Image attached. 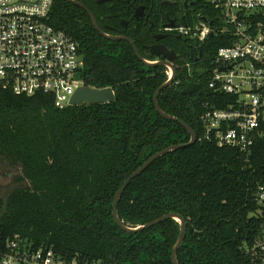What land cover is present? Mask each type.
I'll return each instance as SVG.
<instances>
[{"label":"trees","instance_id":"16d2710c","mask_svg":"<svg viewBox=\"0 0 264 264\" xmlns=\"http://www.w3.org/2000/svg\"><path fill=\"white\" fill-rule=\"evenodd\" d=\"M78 1L94 12L105 32L127 35L145 58H157L145 45L161 25L152 29L150 21L133 18V4L151 7L153 0ZM201 18L223 26L221 12L209 0H198L179 24L194 25ZM122 19L134 21L130 29ZM51 23L77 40L83 82L112 87L116 100L58 106L49 94L18 95L0 88V177L8 178L0 182V247L19 236L69 259L174 264L179 221L169 218L130 233L113 216L114 197L132 172L163 148L190 140L181 123L155 107L154 95L168 79L167 67L148 66L129 41L102 36L88 11L68 0H54ZM166 43L178 54L177 75L161 91L160 106L188 122L200 137L203 104L213 96L207 88L212 61L231 36L197 41L173 33ZM196 44V55L203 53L197 63ZM191 82L196 90L183 93ZM220 97L224 103L218 106L230 99ZM263 183L264 136L245 154L198 138L159 157L133 179L120 199L119 214L135 227L180 213L187 221L178 249L180 264H255L251 248L261 226L256 193Z\"/></svg>","mask_w":264,"mask_h":264},{"label":"built area","instance_id":"2783aa9c","mask_svg":"<svg viewBox=\"0 0 264 264\" xmlns=\"http://www.w3.org/2000/svg\"><path fill=\"white\" fill-rule=\"evenodd\" d=\"M54 0H0V88L18 95L45 93L58 106L71 105L81 85L84 59L77 40L51 23ZM221 12L223 26L201 18L169 31L197 41L219 34L231 36L212 61L200 116V141L249 153L264 136V0H209ZM168 78L172 70L168 67ZM221 95L229 96L224 103ZM260 231L251 248L255 264H264V183L259 185ZM0 264H104L100 260L66 258L52 248L36 247L17 236L0 247Z\"/></svg>","mask_w":264,"mask_h":264},{"label":"water","instance_id":"95a60500","mask_svg":"<svg viewBox=\"0 0 264 264\" xmlns=\"http://www.w3.org/2000/svg\"><path fill=\"white\" fill-rule=\"evenodd\" d=\"M80 7L85 8L88 13L90 14L93 24L95 26V28L99 31V33L104 36L107 39L110 40H125V41H129L132 45L133 48L135 50L136 55L148 66L154 67V66H158V65H163V66H168L171 68L172 70V75L171 77H169L167 79V81H165L162 85L159 86V88L156 90L155 95H154V102H155V107L156 110L165 118L173 120V121H177L179 123H181L190 133V140L186 143H180V144H174V145H170L168 147L163 148L162 150L156 152L155 154H153L151 157H149L142 166H140L138 169H136L134 172H132L122 183V185L120 186V188L118 189L115 197H114V201H113V216L114 219L116 221V223L118 224V226L120 228H122L123 230L130 232V233H134V232H139L141 230L147 229L151 226H154L156 224H159L169 218H174L177 221L180 222L181 224V231H180V235L178 237L177 242L175 243L174 247H173V251H172V259L174 264H180L179 260H178V249L180 248V246L183 244L186 235H187V221L186 219L177 212H169L166 213L152 221H149L143 225H139V226H129L127 225L124 220L121 218L120 214H119V202L120 199L124 193V191L126 190V188L128 187V185L131 183V181L133 179H135L136 177L140 176L141 174H143V172L155 161L157 160L159 157L171 152V151H175L178 150L180 148L183 147H187L190 146L192 144H194L197 141V132L195 131V129L185 120L173 116L169 113H167L166 111H164L159 103V95L161 93V91L166 88L169 87L170 85H172L176 79V75H177V67L174 63V61L176 60L177 57V53L172 50L169 49L167 46H165L164 44L162 45H153V46H147L148 50H150V52L156 56H162L163 59L161 60H149L147 58H145L141 51L139 50L138 46L135 43V40L127 35H114V34H110L107 33L103 30V28L101 27L97 17L95 16L94 12L89 9L84 3H82L81 1L78 0H68ZM105 1H109V0H98L99 3H103ZM138 17V15H137ZM169 27H173L175 26V21L172 20L168 23ZM197 88V84L195 82H191L184 90L183 93L185 94H189L192 93L196 90ZM116 100V94H115V90L112 87H103V88H98V87H92L89 85H81L76 92L74 93V95L71 98V105H82V104H88V105H93V104H102V103H109V102H114Z\"/></svg>","mask_w":264,"mask_h":264},{"label":"flooded vegetation","instance_id":"af4514ba","mask_svg":"<svg viewBox=\"0 0 264 264\" xmlns=\"http://www.w3.org/2000/svg\"><path fill=\"white\" fill-rule=\"evenodd\" d=\"M111 1L115 0H109L105 1L103 3H108ZM122 1L123 0H118ZM130 1V0H126ZM198 0H153L152 6L148 7L145 4H139V5H134V12H133V18L134 20L140 22L143 21L144 23H148L150 21L151 28L153 29L157 25H161L158 30L153 32V38L154 40H151V43L145 45V49L150 53V50H148L147 46H153V45H162L164 44L167 46L169 49H172L176 52V50L169 46L166 42L170 37L172 36L173 33H176L174 31H169L166 29L168 23L172 20L175 21V25L179 24L181 20H185L186 16L188 13L193 12L195 10V5L197 4ZM98 2V0H97ZM99 3V2H98ZM99 3V4H103ZM138 15V17H137ZM163 17H166L167 20L163 21ZM156 20V21H155ZM123 25L127 26L130 29L131 23H134L132 19H122ZM112 31H117L119 32L121 29L115 26H110ZM178 37H182L184 39L189 37L183 36L178 34ZM193 40V39H191ZM198 52V45L196 44L195 49H194V54H195V62H199L203 58V53L200 51L198 55L196 53ZM177 53V52H176ZM154 55V54H152ZM178 55V54H177ZM155 61L163 59L162 56H156ZM177 58V57H176ZM176 61V60H175ZM174 61V63H175ZM167 70H168V66ZM166 70V72H167Z\"/></svg>","mask_w":264,"mask_h":264},{"label":"rangeland","instance_id":"374dc122","mask_svg":"<svg viewBox=\"0 0 264 264\" xmlns=\"http://www.w3.org/2000/svg\"><path fill=\"white\" fill-rule=\"evenodd\" d=\"M0 182L7 183L8 182V178L0 177Z\"/></svg>","mask_w":264,"mask_h":264}]
</instances>
